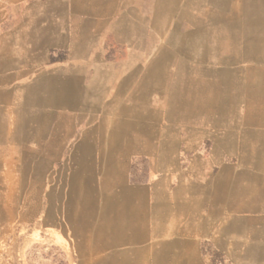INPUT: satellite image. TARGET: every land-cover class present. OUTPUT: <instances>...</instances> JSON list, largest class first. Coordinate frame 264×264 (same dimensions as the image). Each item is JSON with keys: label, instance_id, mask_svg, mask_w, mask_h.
Returning a JSON list of instances; mask_svg holds the SVG:
<instances>
[{"label": "crops", "instance_id": "crops-1", "mask_svg": "<svg viewBox=\"0 0 264 264\" xmlns=\"http://www.w3.org/2000/svg\"><path fill=\"white\" fill-rule=\"evenodd\" d=\"M222 1L1 10L0 177L65 175L79 264H264V0Z\"/></svg>", "mask_w": 264, "mask_h": 264}, {"label": "rangeland", "instance_id": "rangeland-1", "mask_svg": "<svg viewBox=\"0 0 264 264\" xmlns=\"http://www.w3.org/2000/svg\"><path fill=\"white\" fill-rule=\"evenodd\" d=\"M18 1L26 0H0V12L8 3L11 10H17ZM204 12L201 18L206 21L208 17ZM10 19L11 24H18L16 16ZM2 88L3 85L0 90ZM5 108L0 105L1 115L5 114ZM41 172V210L33 208L35 195L30 191L33 190L34 178L29 179L26 192L8 195L0 177V264H79L78 251L71 232L67 231L66 212L59 208L66 198L65 193L60 192L65 189L66 177L51 178L48 169ZM38 181L36 179V183Z\"/></svg>", "mask_w": 264, "mask_h": 264}]
</instances>
